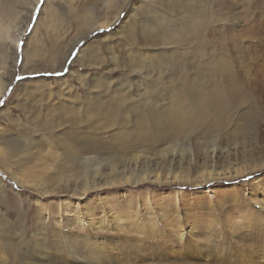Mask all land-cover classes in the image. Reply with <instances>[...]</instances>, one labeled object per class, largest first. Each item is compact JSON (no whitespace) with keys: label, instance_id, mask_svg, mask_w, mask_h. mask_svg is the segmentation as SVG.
<instances>
[{"label":"rangeland","instance_id":"374dc122","mask_svg":"<svg viewBox=\"0 0 264 264\" xmlns=\"http://www.w3.org/2000/svg\"><path fill=\"white\" fill-rule=\"evenodd\" d=\"M1 1L0 264H264V220L236 236L203 221L231 199L238 220L264 171L202 180L213 150L217 171L264 157V18L250 38L245 15L264 0H222L240 24L189 39L181 18L215 25L197 0H37L26 21L34 0ZM219 90L237 91L222 111L168 122L177 94L199 116Z\"/></svg>","mask_w":264,"mask_h":264},{"label":"bare ground","instance_id":"6f19581e","mask_svg":"<svg viewBox=\"0 0 264 264\" xmlns=\"http://www.w3.org/2000/svg\"><path fill=\"white\" fill-rule=\"evenodd\" d=\"M131 1L132 0H119V2H121V4H122L120 6L122 8L121 12L124 11L126 7H128V5H129V3ZM197 1H198V7L205 12V14H206L208 19H209V17L212 18L211 21H213V23L215 25L207 26L209 23H207L208 21H206V18L204 16H202L204 21L202 23L201 22L199 23V24H201L200 26L199 25H195V24L192 25V22L190 20H188V19L182 20V18H181L180 19L181 24L175 30L176 33H181L184 37H186L188 39L189 38H199L200 34L202 32H206L207 30H209V33L215 31V28H218V29L222 30V28L226 27L224 25L227 24V22H228L227 20L228 19L231 20L230 23H232V26H234V25H236L238 23L240 24L239 21H236L234 19L235 18L234 17L235 14L231 15L233 17V19L229 18V14L230 13H234L232 5H235L236 2L234 4H232V2H231L232 5L229 6L230 5L229 4L227 6V4L224 5V4L221 3V2H223L222 0H197ZM230 1L231 0H229V3H230ZM258 1L262 2L263 0H258ZM36 2H38V1L34 0V2L31 3V5L28 4L26 7H23L25 21L28 19V16L32 15V13L34 11V8L36 7ZM244 2H245V0H244ZM254 2H256V0ZM2 3H3V1L0 0V34L6 35V37H8V31H7L8 29H6V26H4V23H3V20H2V18L4 16V12H5V10L1 6ZM171 3H174L176 6H178V5H180V3H182V0H173ZM262 4H263V2H262ZM262 4H261V6H263ZM118 5L119 4H116V8L117 9H118ZM252 7H254V6H252ZM257 7H258V5H257ZM258 8H260V5H259ZM261 8H264V7H261ZM196 11L197 10H194L193 12H196ZM120 13H118V11H116L115 15L113 16V19L116 20V18H119ZM245 15L247 16V19H248L249 15H251V18L249 19V23L247 24L248 28L250 29L249 33H248V36L250 38H256L257 37L256 31L258 30V27L260 26V25H258V24H260L259 21L263 22L260 18H262V17L264 18V9H261L260 11H257V10H253L251 8L250 9L248 8V10L246 11ZM85 17L89 18V19L93 18L92 14H89V16L85 15ZM247 19H245V20H247ZM258 19H259V21H257ZM247 22H248V20H247ZM221 24H223V25H221ZM256 25L258 27L255 30V26ZM203 26L205 27L204 30L202 29ZM259 30H260V28H259ZM236 31H237V28H236ZM160 32H161V30H160ZM240 32L242 33V31H240ZM257 32H259V31H257ZM263 33L264 32H262L261 35H263ZM158 34H160V33H155V38L157 36H159ZM241 35H243V33ZM261 35L259 34V36H261ZM169 38H171V36ZM164 41L166 42L165 39H164ZM260 41H261V39H260ZM152 42H153V40L149 39V43L151 44ZM154 43H155V40H154ZM167 43H169V41ZM200 46H201V48L198 50V53L205 55V53L203 51L204 47L202 45H200ZM222 48H223V46H222ZM221 51L222 50L218 49L216 51V53L213 55L212 58L217 60L216 58H218V57H216V56H219L221 54ZM223 52L227 55V53L225 51H223ZM214 56L216 58H214ZM220 58H221V56H220ZM213 67H215L214 64H213ZM0 84H1V82H0ZM3 89L4 88L0 87V90H3ZM240 93H241V91L239 90V95H240ZM232 95H237V91L235 93H233V92L226 93V92H223L222 90H219L218 93H215V92L213 93L212 92L209 95L207 94V96H205V98H204V105H203V107L201 108V110L199 112V116H196L192 110H190L189 108H184L180 104L181 103L180 94H177L175 96V98H174V102L175 103H173V106L171 107V110L168 113V122L170 120L171 125L174 128H178V129L189 128L192 123L202 122V121L205 120V118L209 114L208 104L215 103L217 105V107H218V110L222 111L226 106L229 105V98ZM106 114H107V116H110L108 111H106ZM220 116L221 115H219V114L213 115L212 116L213 122H216ZM223 153H224V150H222V149L213 150L211 152V155H210V158H209L210 159V165H209L210 169L208 170V172L204 176H202L203 178L201 177L202 180H205L207 182V181H212V180H219V177H229L232 174H234L236 176V175H239V174H242V173H246V172L250 173V172L256 171V170L258 172L259 171H264V157H258V158H254V159L244 160L242 162V164H239L238 167L228 168V169H225L224 171H217L216 168L219 166L217 164V160H218V158H220V156ZM168 161L169 160L165 161V159H164L163 162H168ZM154 164H156V163H153V165ZM162 176H164V175L156 173V169H154V170H150L148 173H145V175L142 178L137 179V181L138 180H140V181H150V179L161 181L162 180L161 179ZM170 177L173 178V179L177 178V176L175 174L170 175ZM257 177H260V176H257ZM164 178L165 179H169V176L168 177L165 176ZM181 178H182V176H181ZM261 178H263V177H261ZM261 178H259V179H261ZM122 179L123 180H127L128 178L126 177V178H122ZM110 180H112V179H110ZM201 181H199L196 178V180H194L193 182L200 183ZM132 182L134 184L137 183L136 180L132 181ZM250 186H251L250 197H248V198L246 196L242 197V203L245 206L243 207L242 212H241V214L239 216L240 218H238V220L234 221L233 220L234 217L231 216L232 211H234V209L232 211H230V208H232V205L234 203V199H231L230 203H232V204L215 203L216 205L215 204L209 205V209L207 208V213H208L207 217H204L203 221L205 223L212 224L214 229H219L222 226H227L229 228L230 234L234 235V236H236L241 230H244L246 232H249V231L252 232L257 227V225H258V227H260L262 221L264 220V186H263V190L260 191L259 195H254V193H253L254 187L252 186V184ZM237 200H239V198H237ZM253 204L255 205V207L257 206V209L253 207ZM124 215L125 214H122V216H124ZM151 221L152 220H149L148 224L149 225L151 224V227H156L153 222L151 223ZM178 221H180V220L178 219ZM185 229H186V227H182L181 225L178 224L177 227H175L174 230H173L175 236L178 239H181Z\"/></svg>","mask_w":264,"mask_h":264}]
</instances>
